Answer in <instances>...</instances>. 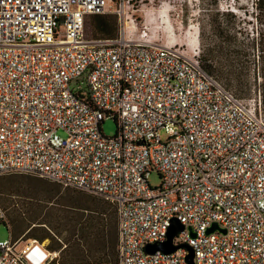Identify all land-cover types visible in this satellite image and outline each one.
<instances>
[{
  "label": "built area",
  "instance_id": "built-area-1",
  "mask_svg": "<svg viewBox=\"0 0 264 264\" xmlns=\"http://www.w3.org/2000/svg\"><path fill=\"white\" fill-rule=\"evenodd\" d=\"M136 1L0 0V175L112 202L117 264H188L187 246L194 264H264L262 98L204 69L199 42H155L128 21L112 37L87 34L91 15L134 22ZM142 1L148 18L155 0ZM2 222L0 264H64L61 248L15 238L0 204ZM178 222L175 250H147ZM214 222L226 232H207Z\"/></svg>",
  "mask_w": 264,
  "mask_h": 264
},
{
  "label": "rangeland",
  "instance_id": "rangeland-1",
  "mask_svg": "<svg viewBox=\"0 0 264 264\" xmlns=\"http://www.w3.org/2000/svg\"><path fill=\"white\" fill-rule=\"evenodd\" d=\"M254 1L218 0V7L221 10L229 8L239 15H243L248 31H251L252 28L256 29L260 26L254 13ZM211 2V0H155L156 8L153 9L152 15L146 18L142 10L146 2L138 0L134 8L130 10V13L133 12L135 16L134 22L130 21L129 15L121 16L114 11L104 14H108L116 20V34H118L119 28L128 21V25H132V29L135 28L136 35L147 29L150 38L155 42L171 43L176 41L177 44H182V48H187V46L198 42L195 41V37H198L200 33L202 17L199 11L203 6L207 8L215 6L211 5ZM245 11H247L246 14H244ZM204 24L209 32V23L205 22ZM87 34L96 37L92 16L87 22ZM200 45L202 49L201 37ZM254 68L252 67L251 75H254ZM250 80L253 86V78L250 77ZM235 87L232 89L239 96L248 97L256 94L249 93L245 86L239 87L237 84ZM102 129L106 135H114L117 130V122L111 118L105 119ZM162 136L165 137L164 132H162ZM149 182L153 186L159 185L161 182L159 174L152 172ZM0 204L6 210L14 237H19L27 231L25 238L30 236L41 239L40 237L48 234L49 237L44 240L49 245L62 249L64 264L74 261L75 241L78 240V234H74L75 226L85 224L90 217H93L94 222H100L104 228L110 229L112 232L118 231L116 212L110 202L87 192L64 187L59 183L31 174L8 173L0 175ZM9 236L8 224L0 223V240ZM115 258L117 260L116 254Z\"/></svg>",
  "mask_w": 264,
  "mask_h": 264
},
{
  "label": "trees",
  "instance_id": "trees-1",
  "mask_svg": "<svg viewBox=\"0 0 264 264\" xmlns=\"http://www.w3.org/2000/svg\"><path fill=\"white\" fill-rule=\"evenodd\" d=\"M211 1V5L215 6H211V8L203 6L199 11L200 16H202L200 21L202 66L209 73L223 80L228 86L234 88L238 84L239 87L245 86L249 93L253 92L260 95L264 107V0H255L253 3L256 20L260 26L256 29L252 28L251 31H248L243 15H239L229 8L221 10L218 7V0ZM246 13L247 11L244 12V14ZM91 16L96 36L112 37L116 35L117 24L115 19L108 14ZM205 22L209 23V32ZM252 67H255L254 75H251ZM250 77L253 78V86L250 83ZM110 203L115 209L113 203ZM27 233L28 231L19 237H25ZM74 234H78V240L75 241L74 261L67 263L117 264L118 231L112 232L110 229L101 226L100 222H94V218L90 217L85 224L75 226ZM47 237H49L48 234L40 237L41 239L32 238L44 240ZM49 247L57 249L52 245Z\"/></svg>",
  "mask_w": 264,
  "mask_h": 264
},
{
  "label": "water",
  "instance_id": "water-1",
  "mask_svg": "<svg viewBox=\"0 0 264 264\" xmlns=\"http://www.w3.org/2000/svg\"><path fill=\"white\" fill-rule=\"evenodd\" d=\"M183 228H184V226L180 222H178L177 225L173 224L170 227V229H169L167 240L165 242L159 243V244H150V245L147 246V250L150 251V252H154V251H156L159 248H161L162 250H164L166 252H171V251L175 250L177 248V246L173 245L172 239H173L174 235L179 230H182ZM189 229H190V235L191 236H196V233L192 230V228L189 227ZM215 229H219L222 232H226V229L225 228H221L217 222H214L207 229V232H212ZM187 249L189 250V253L187 255L188 264H194V262H193V257H194L193 249L191 248V246H187Z\"/></svg>",
  "mask_w": 264,
  "mask_h": 264
},
{
  "label": "bare ground",
  "instance_id": "bare-ground-1",
  "mask_svg": "<svg viewBox=\"0 0 264 264\" xmlns=\"http://www.w3.org/2000/svg\"><path fill=\"white\" fill-rule=\"evenodd\" d=\"M199 34H200V33H199ZM199 34H198V37H195V41H198V42L200 43V37H199L200 35H199ZM195 41H194V42H195ZM198 42H196V43H198Z\"/></svg>",
  "mask_w": 264,
  "mask_h": 264
}]
</instances>
